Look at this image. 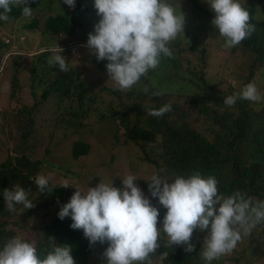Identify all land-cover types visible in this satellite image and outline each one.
I'll use <instances>...</instances> for the list:
<instances>
[{"label": "trees", "instance_id": "trees-1", "mask_svg": "<svg viewBox=\"0 0 264 264\" xmlns=\"http://www.w3.org/2000/svg\"><path fill=\"white\" fill-rule=\"evenodd\" d=\"M240 2L249 11L250 23L254 26L250 37L234 48L225 49L223 38L211 24L214 14L206 0H190L196 22L189 20L191 34L187 35L186 30L183 33L189 44L181 46L177 40L172 43L178 53L183 51L189 56L163 57L159 66L150 70L129 92L115 91V86L110 84L93 89L80 69L85 52L89 53L84 47L87 35L93 30V26L86 28V23L91 21L94 25L99 20L93 7L94 0H75V8L71 9L63 0H28L27 6L33 9L31 18L22 15L23 5L13 7L10 19L0 21V67L10 70L0 114H5L3 124L8 123L11 127V141L17 137L19 143L16 146L18 157H11L8 149L4 150L5 156L0 153V248L14 236V232L4 230V216H10L5 208L4 190H9L17 181L26 190L30 189L29 197L33 195L31 189L39 193L34 183L39 163L31 162L22 152V145L34 137L36 121L51 123L52 133L57 129L80 131L87 126L82 120L92 117L98 124L114 121V134L123 129L120 142L115 137V143L136 146L142 156V165H146L152 174L172 179L199 172L204 177L214 176L225 195L239 190L254 201L264 200V101L240 100L232 108L223 103L225 97L239 92L249 82L255 83L264 96V16L259 20L254 18L258 10L264 11V0ZM24 31L38 32L40 41L34 48H28L26 42L25 50L14 51L12 40L17 37L10 35ZM201 33L208 35L210 41L199 45ZM56 43L64 49L62 55L69 62L68 72L48 63L50 49ZM213 49L223 53H249L253 55V62L245 72L232 79L212 82L206 78L205 65ZM93 60L87 63L99 72H106L105 62ZM145 85L149 88L148 93L142 90ZM152 92L161 95L153 96ZM103 94L108 98L107 102ZM111 101L114 102L112 105ZM103 103L105 105L99 107ZM114 104L116 110L112 109ZM163 104H171V111L163 117L147 115L146 106L158 109ZM2 149L3 146L0 151ZM88 150V144L78 140L71 144L70 157L78 159L87 155ZM68 167L64 169L66 173L78 176ZM51 187V193H39L44 196L40 207L54 206L61 200L60 209L69 201L72 190L61 185ZM58 211L33 240L38 253L42 257L51 250L53 242L68 245L75 264H88L87 256L95 245L89 244L82 230L70 228V217L59 219ZM159 211L162 219L166 209ZM204 235L194 231L195 250L186 253L180 246L167 247L162 234L161 248L154 255L152 264H202L203 246L198 238L203 241ZM237 246L240 248L214 260V264H264V225L244 236ZM165 252L168 258L161 261L160 253Z\"/></svg>", "mask_w": 264, "mask_h": 264}, {"label": "clouds", "instance_id": "clouds-1", "mask_svg": "<svg viewBox=\"0 0 264 264\" xmlns=\"http://www.w3.org/2000/svg\"><path fill=\"white\" fill-rule=\"evenodd\" d=\"M63 3L75 8V0ZM206 3L214 14L211 24L223 38L225 49L234 48L251 36L254 26L240 0H206ZM21 5L22 15L31 18L33 9L27 6L28 0H0V21H8L13 7ZM174 5L168 0H94L99 20L88 33L84 47L97 62L107 61L106 73L115 91H131L150 70L159 66L163 57L173 55L170 45L183 35L185 25L178 0H174ZM63 51L56 43L50 49L48 63L68 72L69 62ZM142 90L149 92L147 85ZM240 100L260 103L264 96L255 83L249 82L239 92L225 97L223 103L232 108ZM170 111L171 104L158 109L146 106L147 115L156 118ZM136 181V176L129 174L121 180L120 187L110 181L99 182L86 191L75 188L57 213L61 220L70 217V228L82 230L90 245L107 243L102 253L104 264H152L151 257L161 248L162 234L167 247L180 246L191 253L195 250L194 231L205 233L201 256L205 264H212L233 252L244 236L264 225V200L254 201L239 190L225 195L214 176L194 172L187 177L168 179L152 174L145 181L149 196L166 209L162 219L159 209ZM34 183L39 193L53 191L49 176L38 174ZM69 186L67 181L62 182L61 187ZM29 192L19 184L12 190L5 189L7 209L14 212L16 205H22L23 210L35 207ZM158 224L162 227L158 228ZM49 240L53 242L52 238ZM167 258V252L160 253L161 261ZM0 264H75V260L68 245L53 242L51 250L41 257L34 241L13 236L0 248Z\"/></svg>", "mask_w": 264, "mask_h": 264}, {"label": "rangeland", "instance_id": "rangeland-1", "mask_svg": "<svg viewBox=\"0 0 264 264\" xmlns=\"http://www.w3.org/2000/svg\"><path fill=\"white\" fill-rule=\"evenodd\" d=\"M168 2L175 6L174 0H168ZM178 3L180 5V11L185 15L183 33H185L186 30L187 35H190L191 29L188 26L190 24L189 20L193 23L196 22L195 13L191 10L192 7L190 0H178ZM62 5L54 4V6ZM262 16H264V11L260 9L254 15V18L259 20ZM92 26L93 23L91 21L86 23V28ZM79 31H77L78 34ZM10 37H17V39L12 40L14 51H18L20 48H22L21 50H25V48H27L24 47L26 42L29 46L28 48H34L40 41L38 32L29 33L24 31L21 34H12ZM62 38L69 40V37L67 36H63ZM200 38L199 45L204 44L206 41H210V37L208 35H204L203 33L200 34ZM176 40L181 46L189 44V40L184 34L180 35ZM170 48L175 57L186 58L189 56L188 54L183 53V51L178 53L177 47L172 44L170 45ZM175 49H177V51H175ZM27 50L29 51V49ZM79 52H82V50H79ZM82 59L83 66H81L80 69H83L84 77L87 82L92 85L93 89L101 85L106 86L107 84L115 86L113 81L108 79L106 72H99L95 66L87 63L88 60L95 59L94 56L85 52ZM103 62L107 63V61ZM252 62V54H245L239 51L233 53L231 51L223 53L220 49H213L205 65L206 78L212 82L232 79L239 74H242V72H245L248 65ZM9 71V69L5 68L0 72V103L4 98L8 87L7 72ZM104 98V101L107 102L108 98L105 95ZM113 103L114 102H112L111 105ZM104 105V103L99 104V107L102 108ZM116 108L117 105L114 104L112 109L116 110ZM50 110L51 109H49V114ZM4 116L5 114H0V147L3 146L0 153L4 154V150L6 151L8 149L11 157H18V150L16 146L19 143V140L16 137L13 141H11V127L8 126V123L5 125L3 124L2 118ZM110 122L111 120L109 122L104 121L98 124L96 123L95 118L92 117L89 120H82V123L87 126L80 131H75L73 128L69 130L57 129L54 133H52L53 128L51 123L36 121L33 133V138L35 139H27L26 144L22 145L23 154L26 155L31 162L39 163V169L36 172L35 177L38 174L49 176L51 186L62 185L63 181H67L72 190V195L76 190L75 188H78L81 191H86L87 187H94L99 182L113 181L114 186L120 187L121 180L126 175L132 174L137 178V185L142 189L146 196H149L148 182L145 180L150 178L152 172L146 165H142V156L136 146L132 144L124 145L115 143V137H117L118 142H120V134H122L123 129H120L118 133L114 134L112 127L114 126L115 128V123L114 121L113 123ZM78 140L88 144L89 150L87 151V155L79 157L78 159H72L70 157L71 144ZM1 160L2 159L0 157V161ZM67 166H69L68 168L71 171H74L75 174H78V176L66 173L64 169ZM15 182L17 181H14L10 185L9 190H12L13 186L18 184V182ZM31 190L33 195L29 197V199H32L35 207L23 210L22 205H16V211L10 212L7 209V206H5L7 212L10 213V216H4L6 217L4 230L14 232V236L21 237L29 241H33L35 236L40 233L39 230L41 227L52 219V217L59 210L58 206L62 202L61 200H58L57 205L54 204V206H49V204H47L44 208L40 207L44 196L41 197L39 193H35L33 189ZM149 198L152 200L153 205H155L159 210L162 209L156 199L151 198L150 196ZM24 225L28 227L31 226V228L23 229L21 226ZM159 227H162V225L158 224V228ZM164 238L166 239L165 236ZM198 242L201 245L203 244L200 237L198 238ZM106 247L107 243L104 245L99 243L95 244L92 251L87 256L88 264H104L102 253ZM237 247L240 248L239 246ZM151 259L153 260L154 256ZM202 264H205V262H202ZM212 264H214V262H212Z\"/></svg>", "mask_w": 264, "mask_h": 264}]
</instances>
